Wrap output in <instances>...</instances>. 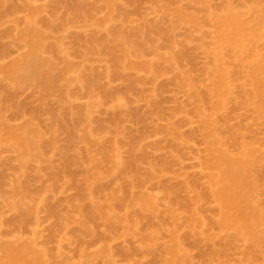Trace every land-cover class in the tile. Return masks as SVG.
I'll return each mask as SVG.
<instances>
[{"label":"rangeland","instance_id":"374dc122","mask_svg":"<svg viewBox=\"0 0 264 264\" xmlns=\"http://www.w3.org/2000/svg\"><path fill=\"white\" fill-rule=\"evenodd\" d=\"M59 1L60 2H58V0H6V4L3 8H0V12H3L0 16L1 66L9 65L24 52V49L22 50L20 47H23V45L21 43L18 44L19 41L17 42L18 34L21 30L26 29V20L34 14L38 30L45 35L46 39L48 38L45 40V47H51L49 48L50 51L46 48V55L48 58L53 59L55 57L53 61L56 59L54 63H57V67L59 66L58 68L60 69L63 67L66 58H72V63L74 62L73 65H76L74 68L76 67L77 69V72H75L76 76H72V73H69L71 77L74 78H67L68 80L70 79L69 82L71 81V86L65 84V88H69L68 95L73 97L69 96V99L72 100L71 103L70 100L67 102L70 104L68 108L71 106V109L75 111L77 116L74 115V111L70 108L68 109L65 107V111L59 109V99L56 94H52L48 100L43 101L39 98L40 95L34 91L35 89L33 87H25L17 90V92L12 89H6L2 97L0 96L1 103L9 101L11 105V109L3 110L2 108L0 111L5 122H8L7 124H10V126L13 125V127H19L27 121H33L39 128L46 126L48 131L46 129L43 131L46 132L44 138L46 140L48 138V140H43L44 145L46 142L51 145H48L50 146L48 147L46 144L45 146L47 147H44V159L46 160L44 163H47L48 167L43 165V161H33V167L31 166L32 164H29L27 168L28 171L26 172L27 174L25 173L23 178L18 169L19 163L15 161L17 160V154H14L15 152L13 153L11 150L0 148V220L2 221L0 240L5 243H17L19 246L20 244L27 245L29 243L38 251L41 250L46 252L52 264L63 263L64 260L62 259H66L68 264H78L80 263V259L82 262L85 260L82 259L83 256L80 258V255L85 253L90 257H86V263L85 260L80 264H108L109 262L111 264H165L169 259L171 260L170 255L167 256L165 248H170L174 239H177L180 246L184 249L183 254L187 257V260H190L188 261L189 264H264V262H262L264 259L259 260L261 257L264 258V256H260V254L264 253L259 249H254L250 243L244 240H236L235 233L232 230L224 232L221 231L216 224L213 225L219 220L217 214L218 205L209 195V190L207 188L208 177L211 172H209V169L205 166L207 165L205 160L207 161L208 158L210 159V155L208 156L207 153L208 144H205V142L208 141H206L205 122H210V120L207 121L209 118L206 117H210L211 112L213 115L211 123L215 126L212 125L215 128L216 137L224 144L223 148L236 154L238 153L237 147L240 144L237 143L239 142L238 139L243 138V141L245 140L247 145L250 143L249 145H251L253 149L264 154V119L261 118L260 120L262 121L260 122L256 120L259 116H253L254 113L249 114L255 111V109H251V106L254 105V100L251 95V78L248 76V70H246L247 72L245 71L247 67L250 68L251 64L253 65L255 60L257 62V59L259 60L261 57H264V18H262L264 17V0H117V5L118 3L120 5L117 7L119 10L121 7L123 9L121 8L122 10H120V12L116 11L117 13L114 11L113 14L116 15L110 17V20H114H111L113 22H109L108 24L110 26L107 27V32H111V35L104 31L107 29L104 25L103 29L98 26L101 25L102 22L103 24L104 22H108L109 16L113 15L108 8L106 10V0H100L99 2L91 0V2H95H93L94 4L91 3L90 0H84V6L89 10V12H87L88 14L86 13L87 15H83L85 17L81 15L84 20L76 15L71 7L73 4L76 5L83 0H65L63 4L61 3L63 0ZM57 3H59L61 7L58 6L59 4ZM54 4L57 5L55 6ZM64 4H66V6ZM68 8L70 10H68ZM231 8L233 11L235 9V12L242 10L243 12H240L245 15L248 13V15H244L245 19L249 18L246 20L252 21L254 19L261 22V25L256 30L257 40H260V42H256L257 44L255 43L256 45L254 44L255 46L252 45V47H250V45L247 46L246 50L248 51L245 52L248 54L242 57L243 60L240 55V61L239 58L236 57L238 55L232 57L233 53L231 52L230 54H225L226 56L224 55L223 58L217 59V53H215L217 51L211 50L214 47L213 43L216 45L215 42L217 41V37H215L217 30L215 32L214 29L217 28L215 22L218 19L216 21L214 20V22L212 21L217 15L223 17L225 14L224 11H231ZM53 9L55 10L53 11ZM115 10H117V8ZM68 11H72L75 13L74 15H76V17L80 18H75L73 13ZM38 12L39 16L37 15ZM176 12H179L178 16ZM222 12L224 14H222ZM69 13L72 16H70ZM108 13L110 14L107 15ZM190 13V16L195 18L196 23L193 24L184 21L183 25L180 24L181 20H185L183 19V14L189 16ZM220 13L222 16H220ZM179 14L180 17L182 16V19L179 17ZM73 16L76 20L79 19L78 22L76 20L74 21ZM49 20L54 24H49ZM46 21L48 22L46 23ZM176 21L180 22L177 24ZM49 25H51V29L48 30ZM113 29L116 33L120 29L121 31L123 30L125 33L122 32L124 35H121L124 37L126 34L129 37L131 33H133L134 36H136V33H139L138 35L141 34L140 36L142 37L139 36V38L143 40L140 42L145 43L143 47V49L145 48V54L143 53L144 55L141 54L140 56L132 54L129 59H126L123 53H121V49L115 47L113 52V49H110L113 48L110 42H113V38L115 37ZM121 31H119V33H121ZM160 31L162 32L161 34H159ZM164 33H166L165 36ZM112 34H114V36ZM133 35L131 34L130 37ZM107 36L110 37L108 38V40H110L109 43H107V45L101 44L102 41H105ZM90 40L93 42L97 41L96 44L98 45L95 47ZM214 40L216 41L214 42ZM57 44L62 46L58 45V47L61 48L60 52H58L59 49ZM55 47L58 49H56L57 52H55ZM93 47L98 49L96 53L91 52ZM135 47L137 48V46ZM135 47L134 45L131 46V52L134 51ZM5 50H8V53H6ZM212 51L215 54H213V56ZM54 53L59 55V57L57 55L55 56ZM97 53L99 55H97ZM5 54L7 55L5 56ZM112 54L114 57H111L113 56ZM174 54L178 56L175 57ZM254 54H259L260 56L255 55L257 59L253 57L254 59L252 58L250 60L251 56ZM64 55H68L69 58L68 56L64 57ZM117 57H122V59L119 58L121 61L126 60V64L124 61V63L122 62L124 65L120 64L121 61L118 60ZM172 57L175 58V60L171 63H167L166 60ZM113 58L114 61L118 60V65L112 60ZM245 60L248 62L250 60V65H248L249 63H246ZM252 60H254V62ZM262 60H264V58H262ZM148 62L151 63L152 66L154 65L149 72L144 68L145 64H149ZM127 64H134V68H130ZM116 65L120 67V70H117L118 67ZM123 68L126 69L122 70ZM86 70H89V73H84ZM218 70H224L230 74L229 76L232 78L233 87L228 97L230 100H228V105L225 103V106L222 107L225 110H221V108L216 111L214 110V93H212L214 88H211V81L212 84L215 82L214 75ZM83 73L85 76L87 75L90 77L88 80L84 78L87 81H85L86 84H84V82L81 83L84 84L86 88L84 85L76 82L77 78H79V74L81 77H85ZM97 76L98 78L96 79L95 77ZM210 76L213 80H211ZM2 78L3 77L0 76V88L2 84L5 83V81L3 82L4 78ZM180 78L182 80L185 79V81L193 85L192 87L195 90L193 91L199 95L201 101L196 103L191 100L190 92L186 89H182L183 86H179V83H181L179 81H182ZM92 79H94L93 81L97 80L91 83L92 87L94 84L93 88H91L88 82H91ZM65 82L67 81H64V83ZM2 87H5V84ZM111 93L113 96H111ZM188 93L190 95H188ZM37 94L39 95L38 97ZM208 94H211L213 100H211ZM213 102L214 104H212ZM198 103H200L199 105L202 104V107H198ZM44 107L47 110H44ZM200 108L204 112L200 110ZM20 109L21 113L19 112ZM41 109L43 110L41 111ZM69 110L73 113L72 116ZM88 110L91 113V119H89L88 123L91 121L92 124H85L84 121H82V118L83 120L85 119V116H83L84 111L86 114ZM124 113L129 115L125 116ZM42 114H44V116H41L44 120L39 116ZM57 114L63 119L65 118V114L66 116H70L69 119L74 115L75 117L73 118H77V122L75 121L77 125L74 124V126L71 122L72 120L70 121L69 119L65 120H68L66 123L58 121L57 124L63 128L65 125L66 129L61 128L62 130L60 129V132L59 128L56 129L58 132L57 134L55 130L56 126L54 127L57 119L56 117L52 119V117L54 115L57 116ZM80 116L82 117V123H79ZM123 116L125 118H123ZM46 120H48L49 124H45L47 122ZM53 120H55L54 125L51 124ZM112 121L114 123H112ZM111 123L116 126L114 127ZM48 125H51L52 129L55 130L56 133H54V135L50 134L49 131L52 129L48 127ZM105 128L106 131L103 132ZM1 129L2 127L0 126V130ZM86 129L92 130L94 137L98 134L96 137L100 140H95V137L93 145L92 143L90 146L86 144V140H83L87 132ZM95 132L98 133L96 134ZM106 132L108 133L106 134ZM66 133H69V136L75 135L73 137H68ZM240 133H242L243 137H240ZM76 135H78L79 138ZM177 136L181 138H177ZM50 139L53 144L50 143ZM240 141L242 142V140ZM245 141L244 143H246ZM56 142L58 143L56 144ZM112 143H114V146ZM133 143L136 144L135 147H138L136 149L133 146L136 150L132 148ZM101 144L102 146H100ZM115 145L118 147L116 150L118 151L119 149L117 153L119 160L121 158V168L127 174L129 183L131 182L135 185H139L135 186L138 188H133L134 191L131 190L133 200L136 199L135 197L137 195V197L140 195L149 196L153 202L156 201L157 207L155 209H157V213L155 212L156 214L154 213L155 216L153 214V216H151L152 218H148L149 215H147V217L140 216L141 214L137 213L138 209L134 205H132V208H129V210L125 209L124 206H120L119 209H115V212L121 217H128L126 228L116 227L110 230V228H108V223L105 224L98 220V222L96 221L92 224L88 223V225H85L95 230L94 237H85L83 233L86 231H84V229L87 228L84 226V223L81 226V223L77 221L79 222L77 225V222H73V225H71L68 218H75V205L81 201L79 199V194H81V190L83 189L82 186H80L83 184L81 183L83 181V179H81V174L83 176L84 173L90 170V167H86V164H88L86 153L92 151L90 152L91 155L94 153L93 156L98 155L97 157H99L101 149L110 150L111 147L113 148ZM94 147L95 150L93 151L92 149H94ZM243 147H245V144H243ZM89 148L91 150H89ZM83 150L86 153H82ZM59 151L64 152V158L59 155ZM131 151H133V153ZM81 155L84 156V158L81 159L82 162H86L84 165H82L83 163L81 164V162L79 163V158L83 157ZM130 156L131 161L132 159H134V161L138 159L136 160L138 163L133 161V163L131 161L130 163ZM77 158L79 160L75 161ZM101 159L102 157H99V162L103 160ZM5 162L10 163L6 165ZM104 162L103 160V165L100 163L102 165L101 168L104 171L109 170L111 165ZM37 163L39 165L43 163V166L38 168ZM73 163L77 165L72 167ZM262 168H264V163L260 164L257 170L261 169L260 172L264 171ZM29 169L31 171L33 170V173H31ZM44 169L47 171H44ZM49 169L58 174L60 179L62 178L61 181L59 179L60 184L58 183V179L56 183L52 182L53 185L50 183L51 180H47L49 177L47 175L52 172ZM34 170H36L35 178L37 176V178L39 177L38 179H34V176H32L34 175ZM41 171L43 176H41ZM79 172H81V174ZM29 176L33 177L34 180L28 178ZM108 181H104V183L101 184L107 186V184L110 183L112 187L113 184H115V187H113L115 189L111 188L109 186L110 184L108 185V190L105 186L106 189L102 190V193L100 192L96 195V198L101 202L108 201L109 197L114 193H119V196H123L120 190L124 191L128 187L126 185L127 183L120 180L117 182L115 181L116 183L112 179H108ZM261 182L264 181L259 180L258 182V199L260 200L257 199L260 201L261 208L260 204H257V206H259L258 209H262L261 211L264 213V184ZM50 184L52 186L55 185V191L52 187L51 190H53V192L50 189H48L50 191L47 190ZM57 184H59V186ZM19 185L23 188L24 195L27 194L23 201V208L30 213L22 227H19L14 220L20 212L12 208L14 201L16 202L18 200L17 197L15 198V190ZM102 189H104V187ZM206 190L208 191V198L206 194L202 196L207 192ZM33 191L35 195L31 198L32 196L28 194H32ZM41 191H44L45 194ZM170 192H173V194ZM29 196L31 200L28 201ZM198 196L204 197L202 203L200 202L196 210L201 220L203 219L202 222H204V224L201 223L198 226L196 225V227H198L196 231L194 228L191 230L189 226H186V218L191 217L188 213L190 215L192 214V209L189 206L190 203H186ZM12 198L15 200L13 201ZM77 199L79 201H77ZM80 203L81 202H79V204ZM83 204L85 207L84 202ZM83 204L81 203L79 206ZM180 204L184 205L187 209L181 207ZM170 210L171 216L169 215ZM262 216H264V214H261V217ZM64 217L67 218L65 219L66 221H64ZM65 222L67 223L65 224ZM261 222H264V218L261 219ZM135 224L137 225V235L127 238L130 237L127 233V229L132 230ZM200 225L203 227L201 228ZM160 228L161 230H159ZM261 229L264 228L261 227ZM150 230L151 232H156L157 235L160 234L155 238V247H153L152 251L149 248H152L153 244H149L152 246L148 244L143 246V243H145L143 242V236ZM151 232L149 233L151 234ZM140 234L142 237L138 236ZM133 237L135 239H133ZM146 245H148V248H146ZM226 245L229 249H227ZM262 248H264V245H262ZM86 254L85 256H87ZM249 257L250 263L248 262Z\"/></svg>","mask_w":264,"mask_h":264},{"label":"bare ground","instance_id":"6f19581e","mask_svg":"<svg viewBox=\"0 0 264 264\" xmlns=\"http://www.w3.org/2000/svg\"><path fill=\"white\" fill-rule=\"evenodd\" d=\"M64 1L65 0H63L61 3L63 4ZM95 1L99 2L100 0H95ZM106 1H107L106 2V5H107L106 10L108 8V10L110 11V13H112V14L114 13V11H115V13H117V12H120V10L123 9L121 7L122 9L120 8V10H119V8L117 7L119 5V3L117 5V0H106ZM5 2H6V0H0V5H1L0 8L1 7L3 8V6L6 4ZM58 2H60V1L58 0ZM71 2H73V1H71ZM90 2H91V0H90ZM93 2H91V3H93ZM53 3H55V2H53ZM83 3H84V0L81 3H77L76 5L72 3L73 5L71 6L72 7V10L76 13V15L80 16L81 18H82L83 15H85L87 12H89L88 8L86 6H84ZM57 4H59V3H57ZM64 5L66 6V4H64ZM58 6L61 7L60 4ZM116 8H117V10H115ZM1 10H3V9H1ZM54 10L55 9H53V11ZM56 10H58V9H56ZM68 10H70V9L68 8ZM227 11L226 12L224 11L225 14L222 12V14L225 15V16L223 15V17H219L217 15L216 17H218V18H216L214 16L215 18L213 19L212 22H214V20L216 21L218 19L215 22L217 28L214 26L216 28V29H214L215 32L217 30V32H216L217 34H215V37H217V41L214 40V42L216 41L215 42L216 45L213 43V46L214 47L213 46L212 47L214 49L212 48L211 50H216L217 51V52H215V53H217V59H221V58L224 57L225 54H228V53L230 54V52H231V53H233V55L231 54L232 57L238 55L236 57L239 58V61H240V59L242 57H245L248 54L247 52H245V51H248V50H246L247 46L250 45V47H252V45H254L256 42H258V41L260 42V40H257L258 37L256 35V30L261 25V22H259L258 20H254V19L252 21L246 20V19H249V18H246L245 19V16L248 15V13L246 15L244 13L242 14L240 12L242 10H239L238 12H235V9H234V11H233V9L231 11L230 10H227ZM68 12H72V11H68ZM122 12H124V11H122ZM179 12H180V10H179ZM2 13L0 12V16L2 15ZM75 13H73V15ZM110 13H108L107 15H109ZM178 13H177V16H178ZM222 14L220 13V16H222ZM37 15L39 16V12H38ZM76 15H74L75 18H80V17H76ZM115 15L113 14L112 16H109V19H108L109 21L107 20L108 22H106V23L104 22V24L102 22V24L101 25H98V26L103 29V25H104V27L107 28L108 26H110L108 23L109 22L111 23V22L114 21L113 19H111V20H113V21H111L110 20V17H113ZM190 15H191V13L189 14V16H186V15L183 14V19H185V20H181V23L180 24L183 25L184 21H187L188 23L195 24L196 23L195 18H193ZM70 16H72V15L70 14ZM74 16H73V18H74ZM83 17H85V16H83ZM179 17H180V14H179ZM75 18H74V21L76 20ZM180 18H179V20H180ZM208 18H209V16H208ZM262 18H264V17H262ZM78 20L79 19H77L76 21L78 22ZM211 20H212V18H211ZM210 21H208V22H210ZM47 22L48 21H46V23ZM179 22H177V24ZM52 23L53 22H51V20H49V24L53 25L54 23L53 24ZM51 25H49V27ZM49 27H48V30L51 29V27L50 28ZM107 30H108V28L106 30H104V31L107 32ZM113 31H114V29H113ZM119 31H121V29ZM119 31L117 33L114 31L115 32V37L113 38V42H110V44L112 43L111 46L113 45V48H110L111 50L113 49L112 50L113 52H114L115 47L121 49L122 50L121 53H123L124 58H126V59H129L132 54L137 55V56H140L141 54L142 55L145 54L144 53L145 48L143 49L145 43L144 42H140L142 39L139 38V36L141 34L140 35H138L139 33L138 34L137 33L135 34V30H134V34L136 36H134L133 33H131L133 35L132 37H130L131 34H129V37H128L127 34L124 37L121 34L124 35L125 32L122 30L121 33H119ZM122 32H124V33H122ZM107 33H109V32H107ZM161 33L162 32L160 31L159 34H161ZM165 34L166 33H164V36H165ZM112 35L114 36V34H112ZM108 36L106 38L107 40H108V38H110ZM140 37H142V36H140ZM17 39H18L17 42L19 41L18 44L21 43L23 45L24 48L22 46H20V47L22 48V50L24 49L23 50L24 52H22L23 54L21 53V55L17 59H14L13 62L10 63L9 65L7 64L5 66L4 65L1 66V64H0V76H2L4 78V79L2 78L3 79V82L5 81V83H4L5 84V87H2L4 85V84H2V86L0 88V96L2 97V95L4 94V92L6 91V89H9V90L12 89V90H15L17 92V90L22 89V88H25V87H33L35 89L34 91H36L40 95L39 96L37 94V97L39 96V98H41L43 101L48 100L52 94H56L58 96V99H59V109H62V110L65 109L66 110L65 107L68 108V105H70V104L67 103L70 100L69 99V96L70 97H72V96L71 95H68V92H69L68 89L69 88H67V87L65 88V84L71 86L70 85V82L71 81L69 82L70 79L68 80L67 78L68 77L74 78V77H71V75L73 76V75H75V72H77L76 67L74 68V66H76V65H73L74 62L72 63V61H73L72 58H69L68 55H64V57L65 56H68L69 59H67V58L65 59L64 65H63V67L61 69L58 68L59 66L57 67V63L56 64L54 63L56 61V59H55V61H53V59L55 57L53 59L48 58V56L46 55V53H47L46 48L49 50V48H51V47L50 46H48V47L46 46L45 47V40H47L48 38L46 39L45 38V35L41 31L38 30V28L36 26L35 15L34 14L26 20V29L25 30H21V32L18 34V38ZM106 39H105V41H102L101 44L107 45V43H109L110 40L107 41ZM166 39H167V37H166ZM90 41H92V40H90ZM111 41H112V38H111ZM96 42L97 41H95V42L92 41V43L95 45V47H96V45H98V44H96ZM110 44H108V45H110ZM46 45H47V42H46ZM58 45L61 46L60 44H57V47H58ZM132 45H134V47L137 46V48L135 47V49H134L133 52H131V50H130V48H131ZM100 46H102V45H100ZM57 47H55V52H57L56 51ZM215 47H216V49H215ZM98 48H99V46H98ZM253 48H255V47H253ZM58 49H57L58 52H60L61 51V48L58 47ZM94 49H96V50H94ZM110 49H109V51H110ZM97 50H98L97 48H94L93 47V49L91 50V52H95L96 53ZM74 51H76V50H74ZM249 52H250V50H249ZM6 53H8V50L6 51ZM49 53H51V52H49ZM98 53H100V52H98ZM98 53H97V55H99ZM234 53H235V55H234ZM176 54H174L175 57L178 56ZM213 54L214 53L212 51V56H213ZM6 55L7 54H5V56ZM56 55L57 54H55V56ZM61 55H62V53H61ZM75 55H76V53H75ZM109 55H111V54H109ZM240 55H241V58L239 57ZM255 55H257V54L252 55L251 58H250V60L253 57L257 59V57H255ZM57 56L59 57V55H57ZM257 56H260V55L258 54ZM111 57H114V55L111 56ZM236 57H235V59H236ZM115 58H116V54H115ZM119 58L122 59V57H119ZM119 58H118V60H120ZM213 58H215V57H213ZM262 58H264V57H261L259 60L257 59V62H256V60H255V62H254V60H252L254 62L253 65L251 64V67L250 68L247 67L245 69V71L248 70V76L251 78V83H252L251 84V88H252L251 95H252V98L254 100V105H253L254 108H253V106H251L252 108L250 106H248V107H250L251 109H255V111L252 110L253 112H251L249 114L254 113L253 116H255V117H258L259 116L260 118L258 117V119H256V120H259L260 122L262 121V120H260L261 118L264 119V60H262ZM112 60L114 61V58ZM118 60L117 61L115 60L114 62L117 64ZM173 60H175V58H173V57L172 58H168L166 60V62L167 63H171ZM242 60H243V58H242ZM250 60H249V62H250ZM123 61L125 62L126 60H122L120 64H123L124 63ZM61 62L63 64L62 58H61ZM247 62L248 61H246V63ZM125 64H126V62H125ZM248 65H250V63ZM128 66H130V68H134V64H129ZM153 66H152L151 63H149V64H145L144 65V68L146 69L147 72H149L150 70H152V67ZM75 69H76V71H75ZM125 69L123 68L122 70H125ZM117 70H120V67H118ZM88 71L86 70V72H84V73H89ZM73 72H74V74H73ZM69 73L70 74L72 73V74L70 75ZM84 73H83V75L85 76ZM93 74H94V72H93ZM88 75H90V74H88ZM229 75L230 74L227 71L225 72L224 70H218V72H216V74L214 75V79H215L214 81L215 82L212 84V81H211V88H214V91L212 92V93H214V100L212 99L213 97L211 96L212 93L211 94H208V95L211 98V100H213L215 102V104H214V102L212 104H214V110H216V111H218L222 107H224L225 106V103L228 105V100H229L228 97H229V95L231 93V89L233 87L232 86L233 85L232 78ZM93 76H92V78H93ZM78 77L79 78H77V81L75 80L76 78L74 80L77 83H80V84L82 82H84V84H86L85 83V81H86L85 79L88 80V78H90L87 75L85 77H81L80 74L78 75ZM95 78L97 79L98 76L95 77ZM181 78H183V77H181ZM181 78H180V80H182ZM93 80L94 79H92V81ZM211 80H213L212 77H211ZM64 81H67V82L64 83ZM92 81L91 82L88 81L90 83V84L89 83L88 84L91 86V88L94 87V84H93V87H92L91 83H94L97 80L96 81H93V82ZM128 81H130V80H128ZM192 81H194V80H192ZM179 82H181V83H179V86L180 85L183 86L182 89H186V90H188L190 92V94H191V100H193L196 103L199 102V101H201L200 100L201 98L199 97V95L194 92L195 90L193 89V87H192L193 85L190 82L185 81V79L182 80V81H179ZM84 84H81V85H84ZM90 86H87V87H90ZM96 86H97V84H96ZM84 87H85V85H84ZM136 87H133V88H136ZM190 94L188 93V95H190ZM111 96H113V94ZM108 97H110V96H108ZM41 99H40V101H41ZM71 100H70V103H71ZM199 104L200 103H198L197 105H199ZM244 104H246V103H244ZM200 106L202 107V104L199 105L198 107H200ZM2 108H3V110H9V109H11L10 102L9 101L8 102H4V103H1L0 102V111L2 110ZM46 108H47V106H46ZM46 108L44 110H47ZM69 108L71 109V106ZM250 108H248V109H250ZM223 109L224 108H222L221 110H223ZM42 110L43 109H41V111ZM71 110L74 111L73 109H71ZM200 110H202V109L200 108ZM69 111H67V112H69ZM19 112L21 113V109H20ZM201 112H200V114H201ZM43 113H45V112H43ZM88 113H89V115H88ZM70 114L72 116L73 113L70 111ZM86 114H85V111H84V115H83V116H85L84 117L85 118L84 120H83V118L81 116L79 117V119H80V122L78 120L79 123H82L81 122V118H82V121H84L85 124L89 122V119H91V116H90L91 113L88 110V112H86ZM1 115L2 114H0V126L2 127V129L0 130V148H2V149L4 148V149L11 150V151H13V153L15 152L14 154H17V160H15V161H17L19 163L18 164L19 165V168L18 169L21 172V177L23 178L25 176V173L28 171L27 168H28L29 164H32L33 161H36V162H42L43 161V163L46 161L44 159L45 158L44 147H47L50 144L46 142L45 145L47 144V146L44 145V141L43 140L45 139L44 138L45 137L44 134H46V132H44L43 130L44 129L47 130V128H46V126L45 127L43 126V127H40L41 129L43 128L41 130L39 128V126L37 124H35L33 121H27L24 124H22V126H19V127L15 126V127H13V125L10 126V124H7L8 122L6 123L5 120L3 119V117ZM74 115L77 116V114H75V111H74ZM74 115H73V117H75ZM127 115H129V114L126 113L125 116H127ZM211 115H212V112H211ZM211 115H210V117H211ZM36 116H37V114H36ZM39 116L40 117L41 116H44V114L39 115ZM51 116H52V114H51ZM67 116H68V118H67ZM67 116L65 114V116H64L65 118L63 119V118H61L57 114V116L54 115L52 117V119H55V117H56V119H57L56 120V124L58 123V121L61 122V123H66L68 120L67 121H65V120L70 118L69 115H67ZM73 117H71V119H69V120L70 121L72 120L71 122L73 123V125L74 124L77 125V123H75V121L77 122V120H76L77 118H73ZM210 117L209 116L206 117V118H209V119H207V121L210 120V122L209 121L208 122H205L206 119L204 120V122H205V132H206V136H207V137L206 136L205 137H206V141L208 140L207 142H205V144H208L207 145V153H208V156L210 155V159L207 156L208 159H207V161L205 160V162H207V165H205V166L209 169V172H211L210 176L208 177V188L207 189L209 190V195L215 200V202L218 205V207H217L218 208V213L217 212L216 213L219 216V217L217 216L219 218V220L217 218L218 222L214 223L213 225L216 224L217 227L221 231H224V232L225 231L232 230L235 233V239L236 240L237 239L238 240L239 239L244 240V241L250 243L253 246L254 249H259L262 253H264V248H262V245H264V229H261V227L264 228V222H261V219L264 218V216L261 217V214H264V213H262V211H261L262 209H258L259 206H257V204L258 205L260 204V201H258V200H260V199H258V197H259L258 196V194H259V191H258L259 190L258 189V182H259V180L260 181L261 180L264 181V171H261L260 172L261 169L260 170L258 169L259 170L258 171L257 168H258V166L260 164L264 163V154H262L260 151L257 152L255 149H253L252 146L249 145L250 143L247 145V142L245 140L244 141L246 143H244L243 138H240V137H243L242 136V133H240V137H239L240 139H238L239 142H237V143H240L241 144V145L239 144V146L237 147L238 148L237 149L238 150V153L234 154L233 152H230L229 150L223 148L224 147V144L220 142V139L218 137H216L217 134H216V131H215V128H214L215 126H214L213 123H211L212 122L211 119L213 118V115H212L211 118ZM119 118H116V119H119ZM123 118H125V117L123 116ZM41 119L44 120V118H42V117H41ZM36 121H37V117H36ZM46 121H45L46 122L45 124H49L48 120H46ZM53 121H54V123H53ZM53 121L51 123L52 125L55 124V120H53ZM117 121H119V120H117ZM204 122H203V125H204ZM68 123H70V122H68ZM90 123L92 124L91 121H90ZM90 123H88V124H90ZM112 123H114V122L112 121ZM112 123H111V125H114V127H115L116 125L115 124H112ZM118 123H117V125H118ZM45 124H43V125H45ZM56 124L54 125V127L56 126L55 127V130L59 128V132H60V129L61 128L62 129H66L65 125H64V128H63V127H60L59 124H57V125ZM101 125L104 126L103 124H101ZM48 127H50L52 129V126L51 125H48ZM111 127H113V126H111ZM55 130H53V129L50 130L49 131L50 134H53L54 135V133L57 132V130H56V132H55ZM105 131H106V128L103 129V132H105ZM95 133L97 134L98 132H95ZM107 133L108 132H106V134ZM175 133H178V132H175ZM57 134H58V132H57ZM66 134L68 135V137H73L75 135L74 134L73 136H69V133H66ZM97 135H95V137ZM175 135H177V134H175ZM175 135H172V136H175ZM76 136L78 137V135H76ZM231 136H232V133H231ZM95 137H94L93 131L90 130V129H88L87 132H86V135L83 138V140L85 139L86 142H87L86 144H88L90 146L91 143L93 145V142H95L94 141V138ZM177 138H181V137L180 136L179 137L177 136ZM47 140H48V138H47ZM52 140H54V139H52ZM95 140H100V139L99 138L97 139V137H96ZM240 140H242L243 144H245V147H243V144H242V142ZM49 141H50L51 144H53V142H51V139ZM57 143L58 142H56V144ZM113 144L114 143H112V145ZM116 145H115V147H116ZM135 145L136 144L133 143V145H132V148L133 149H135V148L137 149L138 148V147H135ZM50 146H48V147H50ZM94 146H95V143H94ZM100 146H102V144ZM250 146H251V148H250ZM115 147H113V148L111 147L110 150L101 149V151L99 152V154H100L99 157H102V159L105 161L104 163L107 162V164L109 163L111 165V167L109 168V170H105L104 171L101 168V166L103 165V160L101 159L102 161L99 162V157H97L98 156L97 154H96L97 156H93L94 153H93V155L90 154V152H92V151H89L87 153L84 150L82 151V153L85 152L86 155H87V157H88V164H86V162L84 163V161L82 162L81 159L84 158L83 155H81L83 157L80 156L81 157V158H79L80 160L78 158H77V160L75 159V161H78L79 160V163L80 162H81V164L83 163L82 165L86 164L87 166L86 165L85 166L87 168L90 167V170L85 167L89 171L86 172V170H85L86 173H84L83 176H82L81 172H79L81 174V177H82L81 179H83V181L81 180L82 181L81 183H83V184L80 185V186H82L83 189L81 190V194H79L80 195L79 196V199L81 201H79L78 199H77V201L81 202L82 204L84 202L85 203V207H84V204L82 205L83 207L82 206H79L81 204V203L79 204V202H78L79 205L78 204L77 205L74 204L76 206L75 207V212H74L75 213V218H68L69 219L68 221H70V224L71 225H73V222L79 221L81 223V226L83 225V223H84V226H85V225H88V223L92 224V223H94L96 221L98 222V220H100L101 222H103L105 224L108 223L109 224L108 225V228H110V230L113 229V228L115 229L116 227L126 228L127 227V224H128V217H121V216H119L115 212V209L116 208L119 209L120 206H124L125 209L129 210V208H132V205H134L138 209V212L137 213L138 214H141L140 216H146L147 217V215H149L148 218H152L151 216H153V214L155 212L157 213V209H155L157 207L156 206L157 204L155 203L156 201L153 202V200L151 198H149V196L146 197L144 195H140L139 197H137L138 196L137 195L135 197L136 199L133 200V196H132L131 190L134 191L133 188L136 189L138 187H135V186H139V185H135V184H133L131 182L129 183V178H128L127 174L121 168V166H122L120 164L121 158L119 160V156H118V153H117V152H119V149L117 151L116 149L118 147H116V148ZM53 149H54V146H53ZM87 149H88V147H87ZM98 149H99V147H98ZM89 150H91V149L89 148ZM92 150L94 151L95 150V147ZM68 151H69V149H68ZM133 151H131V152L133 153ZM70 152H71V150H70ZM46 154H47V152H46ZM59 155L61 157H63V158L65 156L64 152H62V151H59ZM136 158H137V156H136ZM136 160H138V159H135V161H134V159H132L133 162H136ZM130 161H131V156H130L129 162ZM5 163L7 165L10 162L9 163L5 162ZM13 163L15 164L16 162H13ZM136 163H138V161ZM42 164L41 165L38 164L37 167L40 168V166H43V165L47 166V163H44L43 165ZM75 165H77V164L73 163L72 167L75 166ZM78 165H80V164H78ZM31 166L33 167V164ZM47 167H44V168H47ZM132 168H133V166H132ZM262 169H264V168H262ZM29 171H31V170L29 169ZM35 171L36 170H34V175H32V176H34V179L37 178V176L35 178V175H36V172ZM44 171H47V170L44 169ZM50 171H52V172H50L49 174L47 173L48 175L45 174V175L49 176L47 178V180L48 179L51 180L50 181L51 184H52V182L56 183L57 179L59 181L60 177H58V174L54 173L53 170H50ZM31 173H33V170L31 171ZM41 173H42V171H41ZM76 174H77V172H76ZM37 175H39V174H37ZM41 176H43V173L41 174ZM28 178H32L33 179V177H31V176H29ZM61 179H60V181H61ZM108 179H112L114 182L115 181L117 182V181L120 180L122 182L127 183L126 185L128 187L124 191L123 190H120V192L122 191L123 196H119V193H114L112 195L110 194L111 196L109 197V200L108 201L101 202V201H99L96 198V195L99 194L100 192L102 193V190H105L106 188L108 190L109 186L111 188L115 187L114 186L115 184H113V187H112L111 186L112 184H110V183L107 184V186L110 184L108 187L105 185L106 188H105L104 185H102L104 183V181H108ZM37 181H39V180H37ZM60 181L58 182L59 184H60ZM30 183H33V182H30ZM81 183H79V184H81ZM261 183L264 184V182H261ZM48 184H49V182H48ZM51 184H50V187L47 188V190L48 189L51 190L52 188L54 190V186L55 185L52 186L53 184L52 185ZM59 184H57V185L59 186ZM100 184L102 185V187H101ZM103 187H104V189H102ZM113 189H115V188H113ZM50 190H48V191H50ZM53 190H51V191L53 192ZM56 190H57V186H56ZM171 191H172V189H171ZM41 192L44 193V191H41ZM34 193L35 192L33 191L32 194H28V195L32 196L31 198H33V196L35 195ZM170 193L173 194V192H170ZM207 193H208V191L206 193H204L203 195L202 194L201 195L204 196L206 194L207 195V198H208L209 195ZM26 196H27V194L24 195L23 188L21 187V185H19L16 188V190H15V198L17 197L18 200L15 202L14 201L15 199L12 198L13 201H14V203L12 204V208L13 209H16L18 212H20L19 215L18 216L16 215L17 217H15V219H14L15 220V223L18 224L19 227L20 226L22 227V225L25 223L27 217H29V215H30V213L26 209L23 208V201L26 198ZM30 196L28 197V201L31 200ZM36 196H37V194H36ZM203 198L204 197L198 196L197 198H194V199L190 200V202L188 201V203H186V204H189L190 203L189 206L192 209V214L190 215L188 213V215L191 216V217L190 218H188V217L186 218L187 219V223H186L187 225L186 226H189V228L191 230H192V228H194L196 230L198 228V227H196V225L198 226L201 223L204 224V222H202L203 219L201 220L200 216L198 215L199 213H196L197 207L199 206L200 202L202 203V199ZM183 202H185V201H183ZM181 207H185V206L184 205H181ZM260 208H261V204H260ZM184 209H187V208L185 207ZM187 211H189V210H187ZM187 211H186V213H187ZM54 212H56V211H54ZM200 213H202V212H200ZM155 214H154V216H155ZM169 215L171 216V210L169 211ZM65 217L63 218L64 221H66L65 219H67ZM1 222L2 221L0 220V228H1V224H2ZM79 222H77L76 225ZM66 223L67 222H65V224ZM85 227L87 229H84V231L86 230L85 231L86 233L84 232L83 235L85 234L84 235L85 237H91V238L94 237L95 230L92 227H89V226L88 227L85 226ZM202 227L203 226H201V228ZM159 230H161V228ZM159 230H157V231H159ZM149 232H151V230ZM149 232H147L146 234L144 232L145 235L143 236V242H145V243H143V246L145 244H148V245L149 244H153V246L152 245H149V246H152V248L151 247L149 248L152 251L153 247H155L154 246L155 245L154 244L155 238H156V236H158L160 234L157 235L156 232H151V234H150ZM127 233H128V235H130V237H127V238H131L132 236H136L137 235V225L135 224L134 227L132 228V230H128L127 229ZM86 235H88V236H86ZM138 236H141V234L138 235ZM0 237H1V234H0ZM133 239H135V238L133 237ZM173 241L174 242L171 243L170 248H168V249L165 248V252H166L167 256L170 255V257H171V260L170 259H169L170 261L169 260L168 261L166 260L167 261L166 263H169L170 262L169 264H189L188 261H190V260H187V257L183 254L184 253V249L180 246L178 240L177 239H174ZM141 245H140V247H141ZM148 245H146V248H148L147 247ZM226 247H227V245H226ZM260 248H262V249H260ZM227 249H229V248L227 247ZM85 254L80 255V258L83 256L82 259H85L86 260V257L87 258L90 257L87 254H86L87 256H85ZM182 254H183V256H182ZM260 256H264V254H260ZM170 257H167V258H170ZM92 258H93V256H92ZM261 259H264V258L261 257L259 260H261ZM62 260H64V262L63 263H60V264H68V262L66 261V259H62ZM81 262H82V260L80 259V263ZM86 262H87V260L85 261V263ZM88 262H90V261H88ZM248 262L249 263L251 262L250 261V257H249V261ZM262 262H264V261H262ZM80 263H78V264H80ZM0 264H52V263H51V260L48 259L46 252L41 251V250L38 251L36 248H34L29 243L27 245H21L20 244V246H19L17 243H14V244H11L9 242L5 243V242H2L0 240ZM53 264H56V263H53ZM108 264H111V263L109 262ZM246 264H248V263H246Z\"/></svg>","mask_w":264,"mask_h":264}]
</instances>
